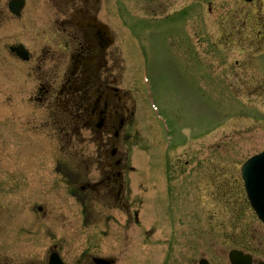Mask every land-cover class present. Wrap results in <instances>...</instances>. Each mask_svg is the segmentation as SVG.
Listing matches in <instances>:
<instances>
[{"label":"rangeland","instance_id":"1","mask_svg":"<svg viewBox=\"0 0 264 264\" xmlns=\"http://www.w3.org/2000/svg\"><path fill=\"white\" fill-rule=\"evenodd\" d=\"M234 5L260 7L251 14L264 24V0L253 4L246 0H114L116 39L137 101L130 128L131 162L136 170L130 188L140 222L131 226L125 243L121 236L115 237L123 228L121 211L112 212L117 217L114 221L105 210L100 221L85 223L93 214L83 217L80 203L56 180L54 146L36 145L31 134L24 140L12 139L8 126L12 125L11 76L0 75V232L10 231L11 213L16 215L20 238L36 229L38 223L31 217L38 213L35 206L42 204L52 214L47 224L51 243L59 241L69 257L80 247L98 255H117L118 264H140L149 247L142 231L152 223L161 251L160 257V251L153 253V261L163 260L176 231L178 252L173 256L180 257L187 237L179 232L187 228L191 214L195 224L207 230L205 241L195 236L196 262L203 255L230 264V243L225 254L214 253L213 247L220 246L218 239L240 235L243 228L256 229L252 233L264 241V224L247 200L241 175L243 163L264 149V89L239 88L241 48H249L254 41L248 32L240 40L233 26L219 23L222 13ZM251 25L248 20V30ZM246 28L240 26V31ZM215 43L224 51L211 46ZM46 150L48 154L42 156ZM38 234L42 237L41 227ZM18 245V261L43 255L30 243L20 240ZM125 245V252L119 254Z\"/></svg>","mask_w":264,"mask_h":264},{"label":"flooded vegetation","instance_id":"2","mask_svg":"<svg viewBox=\"0 0 264 264\" xmlns=\"http://www.w3.org/2000/svg\"><path fill=\"white\" fill-rule=\"evenodd\" d=\"M252 9L258 11L260 7L234 5L219 18V23L233 26L240 40L248 32L254 41L249 48H241L238 72L239 88L250 92L264 89V76L260 75L264 72V24L257 16L253 19ZM114 26V0H0V75L11 76L12 125L8 126L12 139L24 140L31 134L36 145L54 146L56 180L63 182L80 203L83 217L93 214L85 223L100 221L105 210L114 221L117 217L112 212L121 211L123 228L115 237L128 242L131 226L140 222L130 188L131 174L136 171L131 162L130 128L137 101L125 77ZM240 26L247 27L246 32L240 31ZM230 34L235 37L234 32ZM216 44L211 46L224 51ZM8 126L6 131L10 132ZM46 154L48 150L42 156ZM138 204L143 202L138 199ZM35 208L38 213L31 219L38 223L36 229L21 238L15 213L9 216L10 231L0 232V264H49L52 253H58L65 264H99V257L111 260L109 264L119 263L117 255H98L80 247L69 257L59 241H50V210L42 204ZM27 226L21 224V230ZM186 227L179 232L187 237L180 257L173 256L178 250L176 231L169 238L163 260L157 262L153 261V253L160 251L157 229L154 223L144 229L142 236L149 247H145L140 264H200L206 257L201 254L196 262L195 236L205 241L207 230L195 224L192 214ZM255 230L243 228L240 235L233 234L229 240L218 239L220 246L214 245L213 252L225 254L229 242V251L242 250L250 254V264H264V241L252 233ZM20 240L42 252V257L18 261ZM207 260L209 264L225 263L220 258Z\"/></svg>","mask_w":264,"mask_h":264},{"label":"water","instance_id":"3","mask_svg":"<svg viewBox=\"0 0 264 264\" xmlns=\"http://www.w3.org/2000/svg\"><path fill=\"white\" fill-rule=\"evenodd\" d=\"M242 174L245 181V188L248 197L260 219L264 222V150L252 156L242 166ZM57 257V256H56ZM233 264H250V256L238 250L229 253ZM59 264V259H57ZM110 260H108L109 264ZM200 264H208L206 259H202Z\"/></svg>","mask_w":264,"mask_h":264}]
</instances>
